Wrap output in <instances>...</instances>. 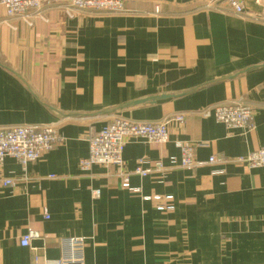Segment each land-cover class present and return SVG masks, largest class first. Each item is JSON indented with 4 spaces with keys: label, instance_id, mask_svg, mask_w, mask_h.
I'll return each instance as SVG.
<instances>
[{
    "label": "crops",
    "instance_id": "obj_1",
    "mask_svg": "<svg viewBox=\"0 0 264 264\" xmlns=\"http://www.w3.org/2000/svg\"><path fill=\"white\" fill-rule=\"evenodd\" d=\"M241 1L247 13H264V0ZM65 14L46 6L43 18L22 20L0 6V128L55 124L64 138L25 168L0 162V264H34L35 255L43 264L44 252L59 258L61 239L80 237L85 264H264V167L237 161L264 147V17L207 0H125L121 14ZM237 102L252 108L250 131L202 114ZM174 114L185 122L169 126L166 144L132 138L121 169L80 168L92 128L114 116ZM179 141L204 145L195 154L205 164L170 166ZM213 156L223 161L209 164ZM139 160L166 171L143 178ZM154 196H171L169 210L145 200ZM29 229L42 239L23 247Z\"/></svg>",
    "mask_w": 264,
    "mask_h": 264
},
{
    "label": "built area",
    "instance_id": "obj_2",
    "mask_svg": "<svg viewBox=\"0 0 264 264\" xmlns=\"http://www.w3.org/2000/svg\"><path fill=\"white\" fill-rule=\"evenodd\" d=\"M210 7L222 12L233 11L234 14L244 17H264V13L249 14L245 11L241 0H207ZM261 3V0H257ZM8 17L27 20L34 15H41L44 7L58 8L72 17L76 13H104L121 14L125 11V0H0ZM156 13H160V7H156ZM29 20V19H28ZM205 117H214L215 120L224 124L231 130L250 131L253 128L252 108L243 103L218 104L202 112ZM184 114H174L156 122H143L127 119L123 116H114L99 131L91 129L88 134L89 156L80 161L82 170H90L93 166H114L121 169L124 165L123 153L127 142L132 138H141L152 144L164 145L169 141V126L172 123L183 124ZM64 138L55 124L43 126H13L0 128V162L5 158H13L24 168L38 161L45 153L55 149L63 142ZM175 146L181 151L180 158H169L170 166H180L192 171L203 166L205 163L196 159L195 149L202 144L192 142H175ZM223 161L220 156H213L209 164ZM237 161L249 169L264 167V147L254 150L237 158ZM136 173L145 178L152 172H165L163 162H156L149 168H144L143 160H139ZM123 187L130 188L129 176L121 173ZM15 182L4 179L1 185L12 187ZM139 191V190H134ZM100 192H93L94 198L99 197ZM171 196H154L145 198L146 201H154L158 211L169 210L168 203ZM50 216L46 215V219ZM42 239L40 232L29 229L22 237L21 245L31 247L34 240ZM86 238H64L60 240V256L51 259L43 256V264H85L84 248ZM37 251V250H35ZM39 257L35 255V263L39 264Z\"/></svg>",
    "mask_w": 264,
    "mask_h": 264
},
{
    "label": "water",
    "instance_id": "obj_3",
    "mask_svg": "<svg viewBox=\"0 0 264 264\" xmlns=\"http://www.w3.org/2000/svg\"><path fill=\"white\" fill-rule=\"evenodd\" d=\"M65 17L66 18H83L84 16L83 15H74V16H72V17H70V16H68L67 14H65ZM169 96H163V97H161V98H152V99H148V100H143V101H141V102H137V103H135V104H132L130 107H132V106H138V105H141V104H146V103H151V102H155V101H158V100H162V99H166V98H168ZM130 107H128V108H130ZM114 112H116V111H114ZM114 112H112V113H114ZM104 113H100V115H103Z\"/></svg>",
    "mask_w": 264,
    "mask_h": 264
},
{
    "label": "rangeland",
    "instance_id": "obj_4",
    "mask_svg": "<svg viewBox=\"0 0 264 264\" xmlns=\"http://www.w3.org/2000/svg\"><path fill=\"white\" fill-rule=\"evenodd\" d=\"M38 17H40V18H43V16H42V15H40V16H38Z\"/></svg>",
    "mask_w": 264,
    "mask_h": 264
}]
</instances>
